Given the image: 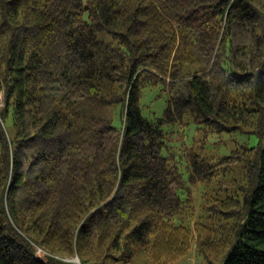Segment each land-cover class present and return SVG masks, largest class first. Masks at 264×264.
Wrapping results in <instances>:
<instances>
[{"label":"trees","instance_id":"obj_1","mask_svg":"<svg viewBox=\"0 0 264 264\" xmlns=\"http://www.w3.org/2000/svg\"><path fill=\"white\" fill-rule=\"evenodd\" d=\"M0 92V264L174 261L194 234L198 258L264 264V0H0ZM189 128L259 140L214 158ZM230 162L245 185L190 230L185 190Z\"/></svg>","mask_w":264,"mask_h":264},{"label":"rangeland","instance_id":"obj_2","mask_svg":"<svg viewBox=\"0 0 264 264\" xmlns=\"http://www.w3.org/2000/svg\"><path fill=\"white\" fill-rule=\"evenodd\" d=\"M103 36L104 35H101L100 38ZM158 95L159 88H147L144 91L141 104L144 105L142 108L143 115L147 118H152L154 116L158 117L163 111L165 106V96L162 95L159 97ZM3 105V93L0 92V112L3 109ZM114 125H117L116 121H114ZM4 127H6L7 131L12 133L11 118L5 121ZM250 130H253V128H246L245 130H242L243 132H237L235 134L225 133L222 135L210 136L207 141L204 140V145H202L200 133H197L194 128H189L187 130L189 132L186 133L180 129V137H178V140H180V146L181 142H186V145L189 146L193 144L194 146L193 142L196 140L194 146L195 148L202 145V152L208 155H213L214 158H219L220 156L231 155L233 151L238 150V148L241 149V145L249 147L257 145V140L259 139H257L254 134H249ZM223 166H227L226 168H230V170L225 174H221L219 178L215 179V181L209 185L198 184L197 186H193L188 190H185L188 193L187 199L189 206L188 209H185L180 215V223L183 221V225H187V227H189L190 230L192 229V231L195 223H205L204 218L207 214L201 211L203 207L210 203L204 198L208 197L213 199L218 195H233L236 190L237 192L239 191L240 185H245L246 183V175L239 167L236 165L234 166L231 162L225 163ZM40 250L37 249V252L39 251L38 253H40ZM197 256L196 235L194 234V239L189 251L184 257L178 258L177 260L158 263L152 258L150 249L137 248L134 250V255L130 262H124L123 258L121 260V255L115 253L110 256L112 260H106L105 264H206L207 262L209 264H220L215 256L210 257L211 261H206L201 257L198 258ZM63 259L79 264V259L76 256L71 258L63 257ZM92 259L94 261L96 260V257L89 255L88 260Z\"/></svg>","mask_w":264,"mask_h":264}]
</instances>
